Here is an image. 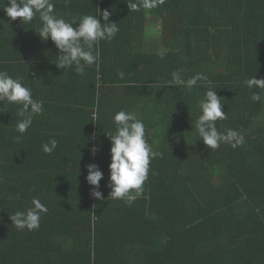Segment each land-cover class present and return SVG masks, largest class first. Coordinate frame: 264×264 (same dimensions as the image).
Returning a JSON list of instances; mask_svg holds the SVG:
<instances>
[{
	"label": "trees",
	"instance_id": "1",
	"mask_svg": "<svg viewBox=\"0 0 264 264\" xmlns=\"http://www.w3.org/2000/svg\"><path fill=\"white\" fill-rule=\"evenodd\" d=\"M127 2L53 0L66 20L99 8L120 28L98 44L99 60L83 76L75 65L56 66L59 50L36 33L38 17L22 25L0 9V69L22 76L44 102L19 143V105L0 102V264H264V100L253 102L260 90L244 83L264 77V0H165L147 12ZM150 18L161 22L165 52L135 45ZM180 69L184 79L209 78L227 113L217 127L240 132V146L211 150L200 140L195 121L206 88L167 85ZM121 109L143 119L163 154L131 206L109 197L106 131H115ZM52 138L58 147L45 154ZM90 163L104 172L103 199L91 194ZM33 197L49 211L39 230H18L10 215Z\"/></svg>",
	"mask_w": 264,
	"mask_h": 264
},
{
	"label": "clouds",
	"instance_id": "2",
	"mask_svg": "<svg viewBox=\"0 0 264 264\" xmlns=\"http://www.w3.org/2000/svg\"><path fill=\"white\" fill-rule=\"evenodd\" d=\"M127 3L129 9L133 11L144 9L147 12L163 5L165 0H131ZM0 9H3L13 21L20 18L22 25L29 24L38 17L42 26L36 33L43 41L50 38L59 50L56 66L64 72L75 65V72L81 76L85 74L86 67L98 62L100 56L98 44L101 41L111 42L120 31L117 22L110 21L111 13L99 8L96 14H84L71 20H66L55 13L53 0H7ZM98 15L102 17L103 22L97 18ZM182 71V69L174 71L167 85L191 91L198 82H203L206 88L204 98L199 101L201 114L195 121V129L200 140L211 150L218 149L221 144H230L233 148L240 146L244 142L240 132L232 128L220 131L217 127L216 122L227 119V113L223 110L222 97L212 87L209 78L203 72H198L184 79ZM118 75L121 79L124 78L123 72H119ZM244 83L249 89L260 90L252 93L253 102L259 103L264 100V77L257 78L255 75ZM0 102L19 105L17 115L21 119L15 126V131L20 134L15 137V141L19 143L32 127L34 118L43 114L44 102L34 99L32 87L25 83L22 76L14 77L6 69H0ZM112 119L115 131H106L111 141V162L108 166L110 170L108 187L111 189L109 197L124 200L131 206L143 192V186L149 177L151 161L162 157L163 154L154 150L149 142L150 132L146 130L143 119L135 111L121 109ZM57 147L58 141L52 138L43 143L41 149L50 155ZM99 151V147L91 149L93 156ZM87 171L86 179L94 186L92 196L103 199L99 188L104 172L97 163L88 164ZM48 211L47 205L42 203L40 198L33 197L30 207L16 211L10 215V219L18 230L37 231L42 216Z\"/></svg>",
	"mask_w": 264,
	"mask_h": 264
},
{
	"label": "crops",
	"instance_id": "3",
	"mask_svg": "<svg viewBox=\"0 0 264 264\" xmlns=\"http://www.w3.org/2000/svg\"><path fill=\"white\" fill-rule=\"evenodd\" d=\"M156 18H150L147 22L146 33L143 39H140L135 45L139 46L142 50L146 52L155 51V52H165V44L162 36L161 30V22L157 20L156 25H150L151 20H155Z\"/></svg>",
	"mask_w": 264,
	"mask_h": 264
},
{
	"label": "rangeland",
	"instance_id": "4",
	"mask_svg": "<svg viewBox=\"0 0 264 264\" xmlns=\"http://www.w3.org/2000/svg\"><path fill=\"white\" fill-rule=\"evenodd\" d=\"M157 20H158V19L151 20V21H150V25H152V26H153V25H156ZM157 23H158V22H157ZM150 51H151V50H150Z\"/></svg>",
	"mask_w": 264,
	"mask_h": 264
}]
</instances>
